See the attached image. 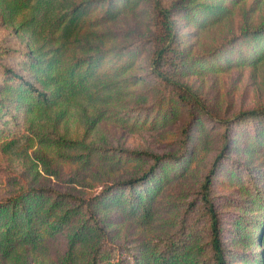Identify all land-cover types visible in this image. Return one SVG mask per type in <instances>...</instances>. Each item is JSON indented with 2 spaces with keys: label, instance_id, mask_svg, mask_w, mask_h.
Here are the masks:
<instances>
[{
  "label": "rangeland",
  "instance_id": "rangeland-1",
  "mask_svg": "<svg viewBox=\"0 0 264 264\" xmlns=\"http://www.w3.org/2000/svg\"><path fill=\"white\" fill-rule=\"evenodd\" d=\"M113 1L117 10L115 16L92 23L95 10L91 9L90 0H0V199L26 185H53L88 194L98 187L100 178L121 180L136 174L148 163L147 159L120 153L114 156L115 160L92 156L85 163L82 159L71 158V153L77 149L64 146L62 142L38 143L37 138L25 130V86L13 77L6 78L3 73V66H9L42 89L48 59L55 57L61 61L78 52V43L85 34L111 29L113 38L107 42L112 44L151 35L149 6L153 0ZM204 1L222 4L226 10L212 22L200 11L195 15L198 23L175 15L181 45L189 54L204 52L226 42L240 30L264 23V0H196ZM241 40L232 42L234 48L221 58H200L196 69L176 76L204 101L207 110L201 116H233L240 110H264V44L262 38L257 39L256 43L262 47L259 52L256 43L251 40L240 43ZM150 51L148 41L137 49L124 74H139L141 80L119 90V102L82 101L84 109L81 111L79 104L60 105L59 109L64 108V111L59 115L54 109L43 112L41 118L35 119L34 123L41 122L36 127L42 125L41 131L51 130L55 122L57 133L99 147L175 151V137L184 106L180 105L170 115L154 109L157 89L151 87L147 76L143 77ZM145 105L147 110L137 112L133 125L122 120L123 111ZM210 124L208 119L203 120L201 143L194 130L195 137L188 153L192 163L184 176H174L172 170L178 166L165 163L147 182L150 188L160 185L156 194L158 192L157 196L163 198L164 203L173 199L184 201L192 195L198 179L197 166L205 163L218 143V137L212 136L217 128ZM260 126L264 125L260 122ZM231 127L232 139L227 153L232 163H222L214 191L220 208L225 211L223 241L228 248L229 264H255L253 259L260 248L255 240L257 224L264 217V205H260L264 192L258 190V187L264 188L261 173L264 162L260 161L264 158V149L253 148L249 122ZM239 162L248 165L255 175L253 187L244 177ZM166 188L170 191L166 192ZM120 190L127 195L124 187ZM176 206L163 209L162 216L146 227L125 217L112 223L113 235L119 238L122 254L134 253L137 242L168 230L165 221L176 212ZM57 250L55 242L25 250L20 248L12 256H0V264H49Z\"/></svg>",
  "mask_w": 264,
  "mask_h": 264
},
{
  "label": "trees",
  "instance_id": "trees-1",
  "mask_svg": "<svg viewBox=\"0 0 264 264\" xmlns=\"http://www.w3.org/2000/svg\"><path fill=\"white\" fill-rule=\"evenodd\" d=\"M100 2L102 0H90L91 9L95 10L92 23L109 20L117 13L113 0H103L102 5ZM225 10L222 4L205 1L153 0L149 6L151 35L148 38L112 44L107 42L113 38L111 29L85 34L78 43V52L61 61L55 57L48 59L42 89L16 70L3 66L6 78L13 77L25 86V130L37 138L38 143L62 142L64 146L77 149L71 153V158L82 159L85 163L92 156L114 159L119 153L147 159L148 163L136 174L121 180L100 178L98 187L88 194L53 185H26L1 198L0 256L9 257L20 248L25 250L55 242L58 250L49 264H229L228 248L223 241L225 211L220 208L215 194V181L222 163L232 161L227 153L232 139V124L249 122L253 148L264 149V126H260V122L264 125V110H240L233 116H201L207 110L204 101L176 76L196 69L200 58H221L234 48L232 42L235 40L242 39L240 43L251 40L254 44L262 38L264 44V23L253 29L240 30L226 42L192 55L181 45L175 21V15H178L198 23L195 15L200 11L212 22ZM146 41L150 43L151 51L143 77L147 76L151 87L157 89L154 109L170 115L180 105L184 106L183 118L176 132L175 151L99 147L57 133L55 122L53 126L51 124V130L41 131L42 125L36 127L41 122L34 123L35 119L41 118L43 112L54 109L59 115L64 111V108L59 109L60 105L79 104L81 111L84 109L82 101L119 102V90L141 80L139 74L124 72L131 66L137 49ZM261 48L258 46L257 50L260 52ZM147 107L127 109L120 116L124 122L133 125L137 112L147 110ZM116 112L113 111L114 114ZM205 119L211 122L210 127L217 128L212 135L218 137L215 151L205 163L197 166L198 179L192 195L184 201L173 199L164 203L163 198L157 196L158 192L156 194L160 185L150 188L147 182L165 163L178 166L172 170L178 178L189 171L187 168L192 159L188 153L195 137L194 130L201 143ZM260 161L264 162V158ZM239 165L248 184L253 187L255 175L249 171L248 165L241 162ZM261 173L264 177V170ZM122 187L127 190V195H123ZM258 190L264 192V188L258 187ZM262 200L261 206L264 205ZM175 204L176 212L172 211L174 214L165 221L168 230L137 242L134 253L122 254L119 238L113 235L112 223L125 217L146 227L162 216L163 209ZM255 240L260 248L253 262L264 264V217L258 221Z\"/></svg>",
  "mask_w": 264,
  "mask_h": 264
}]
</instances>
